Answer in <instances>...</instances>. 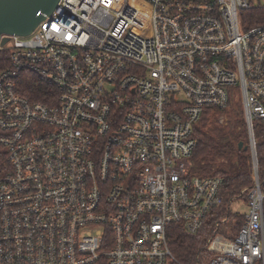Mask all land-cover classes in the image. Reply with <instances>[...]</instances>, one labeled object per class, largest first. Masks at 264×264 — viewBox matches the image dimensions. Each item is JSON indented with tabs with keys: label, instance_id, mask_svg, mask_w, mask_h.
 I'll return each mask as SVG.
<instances>
[{
	"label": "built area",
	"instance_id": "built-area-1",
	"mask_svg": "<svg viewBox=\"0 0 264 264\" xmlns=\"http://www.w3.org/2000/svg\"><path fill=\"white\" fill-rule=\"evenodd\" d=\"M259 7L60 0L31 35L0 46V264H178L175 226L210 230L209 264H264L256 168L231 198L220 177L192 173L201 119L238 96L258 165L264 23L245 26L244 12ZM33 81L43 102L25 95ZM238 201L249 213L233 211Z\"/></svg>",
	"mask_w": 264,
	"mask_h": 264
},
{
	"label": "trees",
	"instance_id": "trees-1",
	"mask_svg": "<svg viewBox=\"0 0 264 264\" xmlns=\"http://www.w3.org/2000/svg\"><path fill=\"white\" fill-rule=\"evenodd\" d=\"M244 25L257 26L264 23V8L244 12ZM246 18V19H245ZM9 66L8 51L0 50V69ZM44 86L33 81L25 95L34 101L43 102ZM36 91V92H35ZM28 92V93H27ZM231 119L226 127L218 124L220 111L208 110L195 130L197 145L192 156V173L200 177H220L223 193L227 198L238 196L242 190L252 188L255 179V164L249 148V135L242 100H231ZM257 140L258 172L264 181V122L255 121ZM243 143V148H239ZM247 147V149L245 148ZM9 168L7 151L0 144V174ZM242 224L239 218L237 228ZM210 230H202L196 235L186 233L175 226L169 233V244L178 264H209L207 240ZM98 264H103L99 262Z\"/></svg>",
	"mask_w": 264,
	"mask_h": 264
},
{
	"label": "water",
	"instance_id": "water-1",
	"mask_svg": "<svg viewBox=\"0 0 264 264\" xmlns=\"http://www.w3.org/2000/svg\"><path fill=\"white\" fill-rule=\"evenodd\" d=\"M60 0H0V46L11 36L27 37L57 8ZM41 13V15H38ZM240 143L239 148H243ZM247 149V147H245ZM256 173L258 165L256 164Z\"/></svg>",
	"mask_w": 264,
	"mask_h": 264
},
{
	"label": "rangeland",
	"instance_id": "rangeland-1",
	"mask_svg": "<svg viewBox=\"0 0 264 264\" xmlns=\"http://www.w3.org/2000/svg\"><path fill=\"white\" fill-rule=\"evenodd\" d=\"M235 100L237 102L240 101L241 100L240 96H238ZM231 114H232V109L230 108L228 111L216 116L218 124L222 127H226L229 124V121L231 119L230 118ZM232 209L233 211L238 212L241 215H246L247 213H249V210H250L248 204L245 203L244 201L236 202L234 205H232Z\"/></svg>",
	"mask_w": 264,
	"mask_h": 264
},
{
	"label": "snow or ice",
	"instance_id": "snow-or-ice-1",
	"mask_svg": "<svg viewBox=\"0 0 264 264\" xmlns=\"http://www.w3.org/2000/svg\"><path fill=\"white\" fill-rule=\"evenodd\" d=\"M70 38V37H69Z\"/></svg>",
	"mask_w": 264,
	"mask_h": 264
}]
</instances>
